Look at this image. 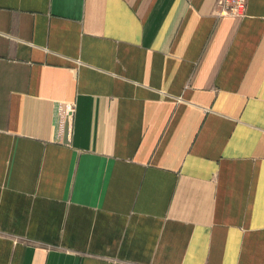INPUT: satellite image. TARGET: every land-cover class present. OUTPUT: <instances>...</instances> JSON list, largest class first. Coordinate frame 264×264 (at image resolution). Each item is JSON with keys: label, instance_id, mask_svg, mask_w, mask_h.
Instances as JSON below:
<instances>
[{"label": "crops", "instance_id": "crops-1", "mask_svg": "<svg viewBox=\"0 0 264 264\" xmlns=\"http://www.w3.org/2000/svg\"><path fill=\"white\" fill-rule=\"evenodd\" d=\"M0 0V264H264V0Z\"/></svg>", "mask_w": 264, "mask_h": 264}, {"label": "built area", "instance_id": "built-area-1", "mask_svg": "<svg viewBox=\"0 0 264 264\" xmlns=\"http://www.w3.org/2000/svg\"><path fill=\"white\" fill-rule=\"evenodd\" d=\"M247 0H217L218 17L241 18L245 15Z\"/></svg>", "mask_w": 264, "mask_h": 264}]
</instances>
